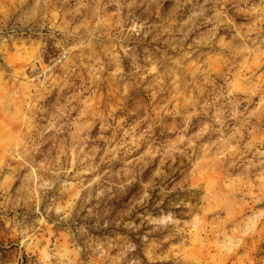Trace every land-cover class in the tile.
<instances>
[{
	"label": "rangeland",
	"instance_id": "374dc122",
	"mask_svg": "<svg viewBox=\"0 0 264 264\" xmlns=\"http://www.w3.org/2000/svg\"><path fill=\"white\" fill-rule=\"evenodd\" d=\"M0 264H264V0H0Z\"/></svg>",
	"mask_w": 264,
	"mask_h": 264
}]
</instances>
